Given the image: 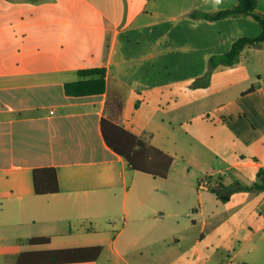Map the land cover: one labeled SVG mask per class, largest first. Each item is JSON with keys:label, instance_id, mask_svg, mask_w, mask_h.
I'll list each match as a JSON object with an SVG mask.
<instances>
[{"label": "crops", "instance_id": "0c3cea01", "mask_svg": "<svg viewBox=\"0 0 264 264\" xmlns=\"http://www.w3.org/2000/svg\"><path fill=\"white\" fill-rule=\"evenodd\" d=\"M237 1L0 0V264L93 245L102 246L96 260L56 264H264V190L239 188L264 169V80L229 73L261 43L194 84L210 56L261 27L187 16ZM91 67H105L108 89L124 99L120 123L172 156L165 178L107 145L106 93L65 92ZM200 96L211 100L199 111ZM44 166L56 169L58 192L35 193L32 172ZM34 236L49 242L30 244Z\"/></svg>", "mask_w": 264, "mask_h": 264}, {"label": "trees", "instance_id": "16d2710c", "mask_svg": "<svg viewBox=\"0 0 264 264\" xmlns=\"http://www.w3.org/2000/svg\"><path fill=\"white\" fill-rule=\"evenodd\" d=\"M187 16L209 20L245 16L254 19L261 27L258 35L238 37L227 52L210 56L206 73L194 80L195 85H208L211 73L216 66L220 64L234 65L240 61L241 52L246 46H258L264 42V13L258 10L256 0H238L231 7L214 11L193 9L187 13ZM78 73L84 78L66 83L65 92L70 95L106 93L101 131L107 145L121 155L132 169L165 178L172 164V156L150 143L151 134L146 133L138 136L120 123L124 99L117 91L108 89L106 68H84L78 70ZM255 87L256 85L252 84L247 92L254 90ZM258 174L261 176L260 181L251 186H240L239 188L264 190V169L260 168ZM32 180L36 194L59 191L57 172L52 166L34 168ZM27 241L30 244H45L49 242V237L34 236ZM101 250V245L44 249L8 255L6 258L12 264H56L96 260Z\"/></svg>", "mask_w": 264, "mask_h": 264}, {"label": "rangeland", "instance_id": "374dc122", "mask_svg": "<svg viewBox=\"0 0 264 264\" xmlns=\"http://www.w3.org/2000/svg\"><path fill=\"white\" fill-rule=\"evenodd\" d=\"M256 72H260V76H262V79L264 80V42L261 43L260 50H253L249 54L245 53L242 56L241 66L234 68L229 73H233V76H236L235 81H239L240 83L247 82L251 76H254L252 78L254 83L259 80L257 75H255ZM224 85L225 82L221 75L218 74L213 80V89L219 90L220 87H223ZM210 100V96L204 98L200 96L197 99L198 106H201L198 107L199 111L205 110L206 107L204 106V103H210ZM179 109L180 111L189 112L191 114L196 111V108L188 107L187 105L180 106ZM217 162L218 161L216 160L214 161L215 164H218ZM120 218L122 219V216Z\"/></svg>", "mask_w": 264, "mask_h": 264}, {"label": "built area", "instance_id": "2783aa9c", "mask_svg": "<svg viewBox=\"0 0 264 264\" xmlns=\"http://www.w3.org/2000/svg\"><path fill=\"white\" fill-rule=\"evenodd\" d=\"M207 183H208V181H207V180H203V182H202V185H203V186H206V185H207Z\"/></svg>", "mask_w": 264, "mask_h": 264}, {"label": "clouds", "instance_id": "9594fccd", "mask_svg": "<svg viewBox=\"0 0 264 264\" xmlns=\"http://www.w3.org/2000/svg\"><path fill=\"white\" fill-rule=\"evenodd\" d=\"M220 2V0H216V3H219Z\"/></svg>", "mask_w": 264, "mask_h": 264}]
</instances>
